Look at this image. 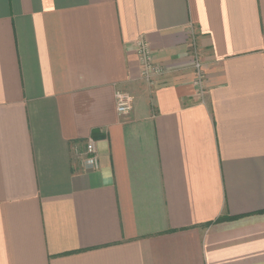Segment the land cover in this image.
Wrapping results in <instances>:
<instances>
[{
	"label": "crops",
	"instance_id": "1",
	"mask_svg": "<svg viewBox=\"0 0 264 264\" xmlns=\"http://www.w3.org/2000/svg\"><path fill=\"white\" fill-rule=\"evenodd\" d=\"M0 264H264V0H0Z\"/></svg>",
	"mask_w": 264,
	"mask_h": 264
},
{
	"label": "built area",
	"instance_id": "2",
	"mask_svg": "<svg viewBox=\"0 0 264 264\" xmlns=\"http://www.w3.org/2000/svg\"><path fill=\"white\" fill-rule=\"evenodd\" d=\"M190 34V44L192 54H193V68L197 75L196 81L200 83L201 75L203 72V67L198 56L197 46L195 41V35L192 27H189ZM135 53L138 58V62L141 68V77L144 81L150 85H155L156 77L164 72V67L153 61L151 50L142 37L138 38L135 42ZM133 105V97L127 93L117 91L115 94V106L118 114H124L131 110ZM85 165L89 169H96L99 167L98 155L95 147L94 140L89 138L85 143Z\"/></svg>",
	"mask_w": 264,
	"mask_h": 264
}]
</instances>
